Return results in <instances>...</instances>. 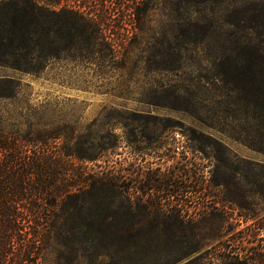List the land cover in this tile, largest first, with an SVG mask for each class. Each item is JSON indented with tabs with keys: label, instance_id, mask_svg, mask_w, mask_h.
<instances>
[{
	"label": "trees",
	"instance_id": "1",
	"mask_svg": "<svg viewBox=\"0 0 264 264\" xmlns=\"http://www.w3.org/2000/svg\"><path fill=\"white\" fill-rule=\"evenodd\" d=\"M121 2L124 5L123 0H0V68L39 75L50 61L95 55L114 61L113 39L107 35L110 16H101L97 7L102 3L106 13L114 12ZM131 2L136 6L125 8H131L135 24L141 0ZM175 4L177 16L169 23L172 39L163 33L151 46L153 72H182L189 52L204 56L207 71L200 70L189 86L161 84L157 99L168 101L166 107L198 115L203 122L215 121L219 114L230 117L245 135L249 126L256 127L259 136H252L261 145L250 147L264 153V0ZM129 40L122 35L126 47ZM21 89V80L0 76V105L14 101ZM7 113L0 106V264H42L43 253L50 248L59 263L67 264H199L193 258L200 250L197 234H187L190 210L157 202L150 191L166 190L171 197L197 192L206 183L203 175L197 178L198 184L199 179L202 182L197 187L191 179L194 174L183 168L187 185L174 189L170 179L176 180L170 176L166 185H153L149 174L142 183L133 173L125 174L122 166L119 175L90 171L87 164L100 161L109 148L89 141L86 154L85 142L78 138L73 151L56 153L53 144L63 133L41 126L24 130L19 116ZM116 147L117 143L112 148ZM229 156L264 176V164L231 151ZM141 213L164 222L122 221ZM225 260L264 264V253L248 257L231 252Z\"/></svg>",
	"mask_w": 264,
	"mask_h": 264
},
{
	"label": "rangeland",
	"instance_id": "2",
	"mask_svg": "<svg viewBox=\"0 0 264 264\" xmlns=\"http://www.w3.org/2000/svg\"><path fill=\"white\" fill-rule=\"evenodd\" d=\"M123 1L114 12L106 13L102 3L97 7L101 16H110L107 35L113 39L114 61H102L96 55L50 61L39 75L0 68V76L22 83L17 98L0 106L8 115H18L24 130L41 126L63 133L53 144L56 153L73 151L78 138L85 142L86 154L90 152L89 141L109 148L101 153L100 161L87 164L90 171L102 169L119 175L122 166L125 174L133 173L142 183L149 174L153 185H166L170 176L176 180L170 179L174 189L187 185L183 168L194 174L191 179L197 187L202 182L196 180L203 175L206 183L197 192L171 197L166 190L150 191L157 202L190 210L187 234H197L200 250L193 258H198L199 264H228L225 258L231 252L248 257L264 253V176L248 171L245 164L229 156L231 151L242 159L264 164V153L250 147L253 144L258 149L261 145L252 136H259L256 127L249 126L245 135L230 117L223 119L219 114L215 121L203 122L198 115L163 105L168 101L157 99V87L189 86L200 70V74L207 71V62L202 54L189 52L182 72H153L151 46L163 33L172 39L169 23L176 19L177 0H141L135 24L130 11L137 3ZM128 5L131 8L126 9ZM123 34L131 38L127 47L122 43ZM11 127L16 128L14 124ZM261 131L264 140V123ZM122 221L147 225L162 224L164 219L141 213ZM42 257V264H67L59 263L57 252L51 248Z\"/></svg>",
	"mask_w": 264,
	"mask_h": 264
}]
</instances>
